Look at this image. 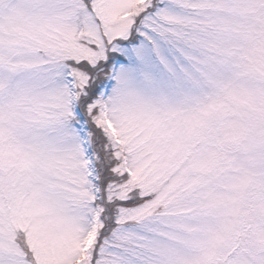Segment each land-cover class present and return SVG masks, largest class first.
<instances>
[{
  "label": "snow or ice",
  "instance_id": "6c2138e0",
  "mask_svg": "<svg viewBox=\"0 0 264 264\" xmlns=\"http://www.w3.org/2000/svg\"><path fill=\"white\" fill-rule=\"evenodd\" d=\"M0 264H264V0H0Z\"/></svg>",
  "mask_w": 264,
  "mask_h": 264
}]
</instances>
